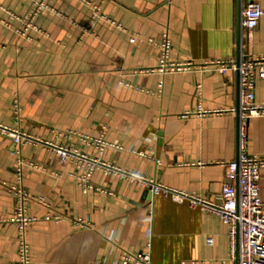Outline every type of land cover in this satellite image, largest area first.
Masks as SVG:
<instances>
[{
  "label": "crops",
  "instance_id": "obj_1",
  "mask_svg": "<svg viewBox=\"0 0 264 264\" xmlns=\"http://www.w3.org/2000/svg\"><path fill=\"white\" fill-rule=\"evenodd\" d=\"M252 1L264 10V0H47L32 20L34 0H0V126L32 138L18 149L0 134V264L18 259L13 186L43 201L27 207L38 219L27 232L32 264H117L148 245L152 264H238L217 216L89 167L104 162L222 201L224 164L238 156L230 110L239 106V76L204 64L264 56V16L252 33L241 24ZM96 9L106 18L94 21ZM165 35L170 60L194 68L140 72L158 68L150 40ZM199 84L206 115L194 113ZM255 96L264 103L259 74ZM98 140L108 144L103 153ZM248 152L264 159V117L249 122Z\"/></svg>",
  "mask_w": 264,
  "mask_h": 264
},
{
  "label": "built area",
  "instance_id": "obj_2",
  "mask_svg": "<svg viewBox=\"0 0 264 264\" xmlns=\"http://www.w3.org/2000/svg\"><path fill=\"white\" fill-rule=\"evenodd\" d=\"M32 9V20L47 8V0H34ZM264 16V10L256 2H250L242 13V27L252 33L259 26L260 19ZM106 18L96 9L93 14L94 21ZM32 20L27 21L26 28L32 26ZM132 38L130 43H134ZM160 52V62L157 69L143 70V73H160L169 75L179 72L191 71L194 68L193 62H173L170 60L171 41L167 35L156 41L151 39ZM204 66H214L220 74L227 75L236 73L239 76V106L231 109L230 112L237 115L238 118V156L237 159L225 163V175L228 181L223 184L220 203L209 201L195 194L166 187L156 181L148 180L140 175L123 171L122 169L108 165L104 162L94 161L89 171L101 168L105 175H114L121 180H128L130 183L150 188L154 195L164 198H171L178 203H188L192 209H200L217 216L229 228L228 235L230 240L231 253L238 264H264V202L261 198V179L264 169V159L251 155L248 152V126L249 122L258 117H264V103L256 101L255 83L256 74L264 76V56L256 59H247L236 61L234 59H222L209 61ZM138 72V71H136ZM163 82L159 84L162 89ZM196 95L198 106L194 111L197 115H206L201 104L202 89L201 85L196 86ZM14 114L16 118L20 116L21 107L19 100L14 102ZM224 111H218L221 114ZM191 113H187L189 115ZM0 134L11 138L20 149L24 144L29 143L32 138L18 128L0 126ZM96 145L99 152L103 153L108 144L98 140ZM62 159L70 157V152L66 149H58L57 153ZM19 183L22 176L18 174ZM95 188L83 183V190L88 192ZM8 191L16 197V209L12 218L8 219L18 228V259L15 262L3 264H32L30 256V246L27 242V232L29 227L36 221L37 217L28 214V203L32 200L42 203L24 190L22 187H9ZM111 195V193H109ZM51 215L46 219L50 220ZM213 243L212 239L208 240ZM117 264H152L151 245L137 255L126 254Z\"/></svg>",
  "mask_w": 264,
  "mask_h": 264
}]
</instances>
